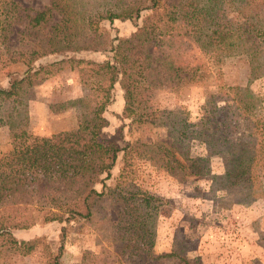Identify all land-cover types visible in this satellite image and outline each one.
<instances>
[{"label":"trees","instance_id":"obj_1","mask_svg":"<svg viewBox=\"0 0 264 264\" xmlns=\"http://www.w3.org/2000/svg\"><path fill=\"white\" fill-rule=\"evenodd\" d=\"M19 6L15 0H0V23L6 17L24 18L20 35L29 32L32 38L13 47L7 61H22L27 67L24 75L0 86V126L7 127L10 144L0 155V264L5 250L25 254L35 247L34 240L14 238L13 229L93 218L104 224L100 230L107 225L105 241L114 261L150 264L176 254L174 249L153 251L162 200L125 179L127 152L115 183L105 182L121 150L101 135L107 124L103 112L115 83L123 91L124 117L165 127L179 145L177 150L165 146L159 152L162 168L191 169L207 176L211 188L238 195L239 202L252 198L259 185L257 172L264 169V116L256 115L258 99L249 88L218 85L204 98L197 122L189 121L183 107L164 115L153 109L150 90L156 86L178 90L199 80L203 64L194 51L214 57L244 55L250 74L264 78V0H48L32 15L20 14L26 8ZM143 10L149 13L138 24ZM54 15L57 19L49 24ZM114 19L130 20L135 29L107 41L98 25ZM80 51L109 56L101 62L68 56L36 69L31 66L45 55ZM62 66L77 68L84 93L58 106H77L79 121L75 128L48 136L31 133L26 87L38 73L49 74L50 67ZM190 140L203 142L208 155L189 157ZM211 156L221 159V174L210 173ZM107 202L110 214L102 212ZM63 241L61 226L58 245L45 264H61ZM106 258L112 259L107 253Z\"/></svg>","mask_w":264,"mask_h":264},{"label":"rangeland","instance_id":"obj_2","mask_svg":"<svg viewBox=\"0 0 264 264\" xmlns=\"http://www.w3.org/2000/svg\"><path fill=\"white\" fill-rule=\"evenodd\" d=\"M15 1L19 8H26L20 14L27 15L48 4V0ZM148 13V10L141 11L137 23L140 24ZM56 19L54 15L48 23ZM24 21V18L6 17L0 23V86L7 87L12 78L23 76L27 68L22 61L7 62L13 47L20 48L32 41L29 32L20 35ZM98 29L107 41H112L116 36L128 35L135 27L130 20L114 19L111 23L101 21ZM194 53L203 64L202 77L182 84L178 90L163 86L151 89L153 109L159 113L164 111V115L168 110L183 107L188 112L189 121L197 122L206 95L215 92L218 85L226 84L247 86L258 99L256 115L264 116V78L261 73L250 74L244 55L214 57ZM68 56L101 62L109 55L90 51L51 54L37 58L31 66L36 69ZM48 72L33 77V83L26 87L25 94L29 97L28 130L43 136L76 127L80 118L78 107L60 108L58 104L84 93L77 68L50 67ZM122 95L123 91L115 83L111 91L112 100L103 112L107 124L101 129V135L121 148L111 169V177L105 182L115 183L123 164V154L127 152L125 179L162 200L156 217L153 251L163 253L174 249L176 254L150 264H264V169L257 172L259 185L256 193L245 202L237 201L238 195L233 192L211 188L207 176L195 175L191 169L165 170L159 165V152L165 146L177 150L179 145L173 143L165 127L124 117L121 113ZM49 105H52L51 110ZM9 148L8 129L2 125L0 155ZM186 151L189 157L208 155L206 145L197 140H190ZM208 165L212 174L223 172L218 156L209 157ZM95 188L99 190L100 185ZM101 208L102 212L111 213L108 202ZM61 226H64L61 264H129L124 258L114 261L115 257L108 255L112 247L105 241L107 225L100 230L104 224L101 225L96 218L66 223L38 222L26 229H13L11 234L14 238L34 240L35 247L25 254L21 250H5L2 264L47 263L58 245ZM106 253L111 261L106 258Z\"/></svg>","mask_w":264,"mask_h":264}]
</instances>
